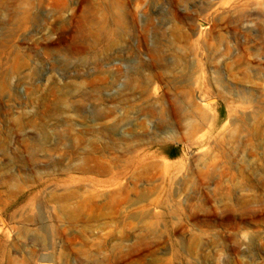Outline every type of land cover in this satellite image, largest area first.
Segmentation results:
<instances>
[{
  "label": "rangeland",
  "instance_id": "rangeland-1",
  "mask_svg": "<svg viewBox=\"0 0 264 264\" xmlns=\"http://www.w3.org/2000/svg\"><path fill=\"white\" fill-rule=\"evenodd\" d=\"M0 264H264V0H0Z\"/></svg>",
  "mask_w": 264,
  "mask_h": 264
}]
</instances>
